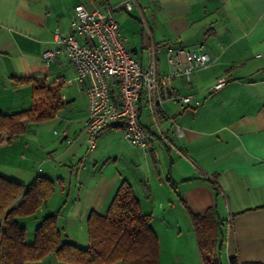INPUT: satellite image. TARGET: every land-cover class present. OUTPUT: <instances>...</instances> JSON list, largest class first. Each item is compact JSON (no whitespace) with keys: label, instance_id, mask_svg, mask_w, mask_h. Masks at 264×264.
<instances>
[{"label":"crops","instance_id":"obj_1","mask_svg":"<svg viewBox=\"0 0 264 264\" xmlns=\"http://www.w3.org/2000/svg\"><path fill=\"white\" fill-rule=\"evenodd\" d=\"M77 4L110 11L131 55L144 67L154 60L159 73L168 69V47L201 43L210 56L211 64L192 71L189 82L174 81L179 95L193 96L191 107L165 102L169 118L158 127L140 110L152 140L146 149L128 143L118 124L102 129L96 147L87 148V88L94 79H76L53 42L55 28L70 32ZM56 49L45 64L42 53ZM221 77L225 84L212 91ZM34 79L59 88L63 106L0 144L1 175L24 185L37 176L53 182L46 202L28 217L39 224L55 214L62 239L85 247L90 212L104 213L125 182L151 216L159 264H203L192 217L207 210L221 223L215 252L221 264L231 257L236 264H264V0H133L130 12L122 0H0V111L27 109ZM33 238L26 234L27 242ZM32 264L71 263L51 253Z\"/></svg>","mask_w":264,"mask_h":264},{"label":"trees","instance_id":"obj_2","mask_svg":"<svg viewBox=\"0 0 264 264\" xmlns=\"http://www.w3.org/2000/svg\"><path fill=\"white\" fill-rule=\"evenodd\" d=\"M31 88L32 102L27 109L12 113L0 111V144L16 139L28 123L53 117L63 106L59 88L45 80H32ZM52 189L53 182L44 176H37L24 185L0 174V264H32L51 253L60 263L159 264V243L151 226V216L141 211L131 186L125 182L116 190L104 213L90 212L87 246L64 241L55 214L44 216L34 229L33 241L27 242V228L20 224L19 218L33 215ZM192 221L202 263L221 264L215 253L218 241L221 242V223L210 210L204 216H193ZM229 262L236 264L235 257Z\"/></svg>","mask_w":264,"mask_h":264},{"label":"built area","instance_id":"obj_3","mask_svg":"<svg viewBox=\"0 0 264 264\" xmlns=\"http://www.w3.org/2000/svg\"><path fill=\"white\" fill-rule=\"evenodd\" d=\"M122 5L130 12L133 0H122ZM53 42L66 53L76 79L83 80L87 75L94 79L87 88L88 114L84 130L88 149L95 148L99 132L113 124L122 127L123 138L128 143L146 149L152 140L140 122V110L144 109L150 122L158 127L163 119L169 118L165 102L174 101L191 107L189 102L193 96L179 95L174 81L184 77L189 82L192 71L211 64L209 54L200 43L192 47H168L165 73L158 72L154 60L144 67L127 49L120 36V26L111 12L102 7L89 10L82 4L74 6L70 32L64 34L55 28ZM59 49L44 51V63L53 61ZM110 81L116 84L115 95L111 92ZM224 84L225 78H218L211 90ZM195 104L200 103L195 100ZM175 131L178 135L182 132L177 124Z\"/></svg>","mask_w":264,"mask_h":264},{"label":"rangeland","instance_id":"obj_4","mask_svg":"<svg viewBox=\"0 0 264 264\" xmlns=\"http://www.w3.org/2000/svg\"><path fill=\"white\" fill-rule=\"evenodd\" d=\"M75 84H76V81H75ZM1 149H3V146L1 147ZM19 222L20 224L26 226L28 238L32 237V235H34L35 226L38 224V218L33 219L30 217H25V218L22 217V218H19ZM168 264H170V262Z\"/></svg>","mask_w":264,"mask_h":264}]
</instances>
